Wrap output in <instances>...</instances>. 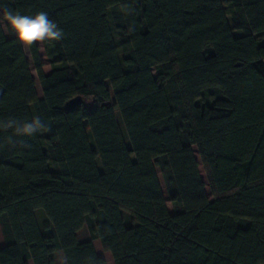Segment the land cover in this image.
Returning a JSON list of instances; mask_svg holds the SVG:
<instances>
[{
  "label": "trees",
  "instance_id": "trees-1",
  "mask_svg": "<svg viewBox=\"0 0 264 264\" xmlns=\"http://www.w3.org/2000/svg\"><path fill=\"white\" fill-rule=\"evenodd\" d=\"M0 231V264H264V0H0Z\"/></svg>",
  "mask_w": 264,
  "mask_h": 264
},
{
  "label": "rangeland",
  "instance_id": "rangeland-1",
  "mask_svg": "<svg viewBox=\"0 0 264 264\" xmlns=\"http://www.w3.org/2000/svg\"><path fill=\"white\" fill-rule=\"evenodd\" d=\"M2 28H3V31H4L5 36H7L6 30H5L4 26H3V24H2ZM34 40H35L36 44L38 45V48H39V57H40V59H41L42 62H43V68H42V70H43V72H44L45 74H48V73L50 72V66H49V63H48L47 58H46V56H45V53H44V51H43V47H42V43H41V39H40V34H39V32H36V33L34 34ZM20 42H21V45H22V48H23V51H24L25 57H26V59H27V60L29 61V63H30V72H31V75H32V77H33V79H34V81H35V90H36L37 97H38L39 99H41V98H42L41 89H40V86H39V83H38V80H37V77H36L35 71H34V69H33V67H32V63H31V59H30V55H29V53H28V49H27V46H26V43H25L24 38H20ZM152 74H153V75L156 74L155 69H152ZM116 118H117V120H118V123H119V126H120L121 130L123 131L122 124H121V122H120L118 116H116ZM124 138H125V136H124ZM192 152H193L194 157L196 158V160H197L198 163H199V166H198L199 175H200V178H201V179L203 180V182H204V186H205L204 188H205V192H206V195H207V199H208V201H211V200H212V197H211V195H210L209 188H208V185H207V183H206L205 173H204L203 168H202V166H201V164H200V161H199L198 155H197L196 150H195L194 147L192 148ZM78 238H79V240H81V241H83L84 239L89 238V235H88V232H87V229H86L85 226H84V227L78 232ZM1 242L3 243V238H2L1 231H0V243H1ZM99 250H100L102 253H105L104 251H102L101 248H99ZM105 254H107L108 257H109V260H107L106 263H107V264H112L111 256H110L108 253H105ZM53 259H54L55 264H60L61 261H62L61 255H60L59 253H55V254L53 255ZM29 264H31V263H29Z\"/></svg>",
  "mask_w": 264,
  "mask_h": 264
},
{
  "label": "crops",
  "instance_id": "crops-1",
  "mask_svg": "<svg viewBox=\"0 0 264 264\" xmlns=\"http://www.w3.org/2000/svg\"><path fill=\"white\" fill-rule=\"evenodd\" d=\"M89 239H90V238H87V239H84L83 241H87V240H89ZM80 241H81V240H80ZM92 244H93L94 250H95V252H96V254H97L98 256L102 257L105 261L109 260L108 255L105 254V253H108V252L102 253V252L99 250V248H101V247H100V243H99L98 240H94V241H92ZM2 246H3V243L1 242V243H0V248H1ZM108 254H109V253H108ZM109 255H110V254H109ZM61 258H62V256H61ZM60 264H65L63 258H62V261H61Z\"/></svg>",
  "mask_w": 264,
  "mask_h": 264
},
{
  "label": "water",
  "instance_id": "water-1",
  "mask_svg": "<svg viewBox=\"0 0 264 264\" xmlns=\"http://www.w3.org/2000/svg\"><path fill=\"white\" fill-rule=\"evenodd\" d=\"M80 104H81V100L79 98H73V99H71L70 101L67 102L66 108L68 110H72V109H74L75 107H77Z\"/></svg>",
  "mask_w": 264,
  "mask_h": 264
}]
</instances>
